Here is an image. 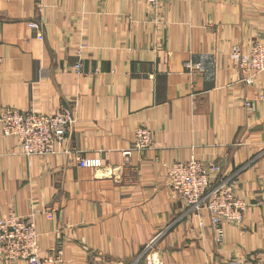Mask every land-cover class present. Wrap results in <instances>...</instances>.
I'll return each instance as SVG.
<instances>
[{
	"label": "crops",
	"instance_id": "obj_1",
	"mask_svg": "<svg viewBox=\"0 0 264 264\" xmlns=\"http://www.w3.org/2000/svg\"><path fill=\"white\" fill-rule=\"evenodd\" d=\"M157 3L0 0V114L69 104L76 117L69 153L44 157L0 123V218L34 213L49 264H264V101L244 105L264 72L247 85L228 57L264 43V0ZM137 126L152 131L147 150L132 148ZM191 158L218 163L248 203L223 244L206 209L170 197L164 164Z\"/></svg>",
	"mask_w": 264,
	"mask_h": 264
},
{
	"label": "built area",
	"instance_id": "obj_2",
	"mask_svg": "<svg viewBox=\"0 0 264 264\" xmlns=\"http://www.w3.org/2000/svg\"><path fill=\"white\" fill-rule=\"evenodd\" d=\"M154 5L158 0H146ZM35 7L43 12L45 0H33ZM29 27L38 30L36 36L42 39L44 22L29 21ZM85 47L83 41L77 46V53ZM247 48L232 44L228 57L241 74V81L247 85L255 82L256 74L264 72V43L256 41L249 43ZM200 67V64H195ZM81 62L74 64L80 71ZM186 67L190 68L189 63ZM264 101V89L257 90L254 99L244 102L250 107L253 100ZM76 121L72 105H60L52 113H33L16 108H5L0 114L1 134L17 140L19 149L27 156H53L56 153H69L64 144L67 141L68 130ZM153 135L146 126L134 128L132 148L147 150L152 147ZM79 166H96L95 161L81 158L74 154ZM165 175L169 186L170 197L183 201L194 210L206 209L213 238L217 244H223L226 237V226L242 223L248 203L236 193V179L220 176V166L213 162L204 165L199 159L187 161H172L165 163ZM50 252L58 253L59 249L51 248ZM0 257L6 261L23 260L27 264H49L51 256L40 254V243L35 228V215L24 216L8 214L0 218Z\"/></svg>",
	"mask_w": 264,
	"mask_h": 264
}]
</instances>
